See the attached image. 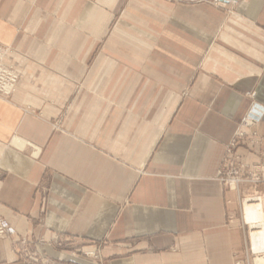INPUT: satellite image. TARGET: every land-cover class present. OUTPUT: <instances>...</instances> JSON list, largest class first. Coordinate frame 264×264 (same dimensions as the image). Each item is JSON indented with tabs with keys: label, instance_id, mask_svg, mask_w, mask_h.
I'll use <instances>...</instances> for the list:
<instances>
[{
	"label": "crops",
	"instance_id": "obj_1",
	"mask_svg": "<svg viewBox=\"0 0 264 264\" xmlns=\"http://www.w3.org/2000/svg\"><path fill=\"white\" fill-rule=\"evenodd\" d=\"M116 1L0 0L21 74L0 98V264H235L218 174L253 107L263 144L238 152L264 159V0H148L114 27Z\"/></svg>",
	"mask_w": 264,
	"mask_h": 264
},
{
	"label": "rangeland",
	"instance_id": "obj_2",
	"mask_svg": "<svg viewBox=\"0 0 264 264\" xmlns=\"http://www.w3.org/2000/svg\"><path fill=\"white\" fill-rule=\"evenodd\" d=\"M97 1V0H90ZM168 1V0H167ZM174 2H182L186 4L191 3H202L208 2L213 7L221 12H223L227 17L234 16L236 13V6L246 0H228L230 5H224L225 0H169ZM142 3H148V0H117V19L114 22V27L116 24H119L122 17H124L127 7L129 5L141 6ZM105 43H103V46ZM259 116V115H258ZM260 118V116H259ZM258 121V120H257ZM242 124V122H241ZM240 124V125H241ZM240 127V126H239ZM240 129V128H239ZM238 129V131H239ZM252 128L242 127L240 132H236L227 150L231 148V153L229 154L230 164L225 168V164L222 163L221 169L218 174V179L222 183L223 191L227 195L225 200L226 204V217L225 224L233 229L240 231L242 238L245 243L246 251L244 255L236 254L235 255V264L238 260H245L246 264L252 262L253 256L250 250V234L257 231L258 228L250 225L246 222L245 212L247 206L258 204L260 201L264 206V168H261L260 173H254L248 168H245V165L253 166L263 163L264 159L260 162L255 163H246L242 155L239 154L238 148L241 143H247L250 147L254 145H260L263 141L259 139L258 134L253 131ZM246 133L245 136L240 137L241 133ZM240 133V134H239ZM254 133L256 135L254 136ZM263 140V139H262ZM234 144V147H232ZM253 145V146H252ZM227 150L223 162L227 157Z\"/></svg>",
	"mask_w": 264,
	"mask_h": 264
},
{
	"label": "built area",
	"instance_id": "obj_3",
	"mask_svg": "<svg viewBox=\"0 0 264 264\" xmlns=\"http://www.w3.org/2000/svg\"><path fill=\"white\" fill-rule=\"evenodd\" d=\"M8 52L9 49L0 47V98L4 100L10 99L14 95L21 81V74L13 66H10L6 62ZM255 108L256 107H253L252 110L249 112V114L242 121V124L240 125L239 127L240 129L238 132H240L242 127L252 128L257 124L258 114L255 113ZM245 134H246L245 132L244 133L242 132L239 136L243 137L245 136ZM255 135L256 133H254V136ZM232 147H234V144ZM230 153H231V148L227 150V157L223 162L225 164V168H227L230 164L229 161ZM244 167L248 168V170H251L254 173H260L259 170L261 168H264V162L263 163L260 162L259 164L253 166L245 165ZM259 203H261V201ZM9 228H10L9 222L6 219L0 217V239H3L8 235ZM257 231H260V229L258 228ZM250 250L252 252L253 259L252 262L249 264H264V251L257 252L254 250L251 242V234H250ZM236 264H246V263L245 260L240 259L236 262Z\"/></svg>",
	"mask_w": 264,
	"mask_h": 264
},
{
	"label": "bare ground",
	"instance_id": "obj_4",
	"mask_svg": "<svg viewBox=\"0 0 264 264\" xmlns=\"http://www.w3.org/2000/svg\"><path fill=\"white\" fill-rule=\"evenodd\" d=\"M246 222L258 227L260 231L251 233V242L255 251H264V206L261 203L247 206L245 212Z\"/></svg>",
	"mask_w": 264,
	"mask_h": 264
},
{
	"label": "water",
	"instance_id": "obj_5",
	"mask_svg": "<svg viewBox=\"0 0 264 264\" xmlns=\"http://www.w3.org/2000/svg\"><path fill=\"white\" fill-rule=\"evenodd\" d=\"M260 110H261L260 107H256V108H255V113L258 114L259 116H261V115H260V114H261V113H260ZM259 116L257 117L258 119H259ZM258 119H257V120H258Z\"/></svg>",
	"mask_w": 264,
	"mask_h": 264
}]
</instances>
